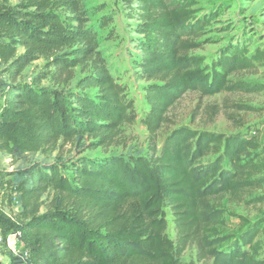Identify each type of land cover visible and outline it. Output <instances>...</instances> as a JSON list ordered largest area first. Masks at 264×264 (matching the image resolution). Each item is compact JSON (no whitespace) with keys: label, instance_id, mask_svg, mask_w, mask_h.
Instances as JSON below:
<instances>
[{"label":"trees","instance_id":"trees-1","mask_svg":"<svg viewBox=\"0 0 264 264\" xmlns=\"http://www.w3.org/2000/svg\"><path fill=\"white\" fill-rule=\"evenodd\" d=\"M123 2L138 36L136 78L149 83V110L140 122L149 136V155L82 157L68 170L59 163H34L0 173V197L10 204L15 197L20 210L12 217L0 208V236L4 241L15 236L8 264H182L190 245L197 262L264 264L256 241L263 221L244 220L237 237L223 235L219 206L223 197L239 201L263 185L259 132L178 128L159 152L155 142L168 110L187 92L204 98L261 91L228 77L264 66V49L250 54L247 45H229L208 68L191 54L207 43L198 41L209 23L196 17L199 0ZM90 12L84 0H0V152L20 159L60 140L105 148L122 126L136 122L133 100L99 49ZM113 17H101L98 27L113 23ZM40 58L53 72L34 78L32 86L18 84L22 71ZM77 68L81 77L71 90L38 87L46 78L68 84ZM44 196H50L47 205ZM261 201L254 198L251 206ZM167 210L174 242L166 235Z\"/></svg>","mask_w":264,"mask_h":264},{"label":"rangeland","instance_id":"rangeland-1","mask_svg":"<svg viewBox=\"0 0 264 264\" xmlns=\"http://www.w3.org/2000/svg\"><path fill=\"white\" fill-rule=\"evenodd\" d=\"M84 1L85 7L91 10L89 24L96 25L99 49L106 59L111 74L126 87L129 98L133 100L137 120L134 124L122 126L115 143L105 148L88 150L85 149L87 144L85 141L64 142L60 140L51 148L40 153L25 155L20 159L0 152V173L11 172L16 168H24L34 163L42 165L59 163L68 170L73 161L82 157L103 160L116 156L145 157L149 155V136L140 123L149 110L145 101V88L149 83L137 80L135 74L134 60L135 57L139 58L136 44L133 42L138 39L133 31L135 20L128 17L129 10L123 0ZM196 8L197 18L204 16L205 19L209 18L204 34L198 39L199 42L207 43L191 53L203 58L204 66L209 68L223 49L229 45H247L250 54L256 48L264 49V0H199ZM108 14L114 16L113 23L99 28L98 21ZM47 72H53V69H48L47 61L40 58L22 71L17 83L32 86L34 78L45 75ZM74 73V79L68 84H56L50 78H46L41 80L38 87L49 90H71L75 81L81 77L79 68L75 69ZM228 79L233 83H246L254 88L263 89L259 92L221 93L204 98H200L193 92L185 93L168 110L166 121L155 136L156 150L159 152L167 135L178 128L223 135L259 132L256 133L259 140V151H261L258 163L264 179V66H256L236 75H230ZM237 107L243 110H237ZM5 197H0V208L9 216H16L20 210L12 204L13 200L10 204ZM259 197L262 198V201L258 202L259 205L251 206L252 200ZM42 200L47 205L50 196L49 199L44 196ZM219 202L224 216V226L221 228L223 235L237 237L244 230L245 221L253 223L262 220L264 223V183L259 189L242 194L239 201L226 196ZM44 211L45 209L42 208L40 213ZM166 213V235L174 242L176 233L173 217L169 210ZM256 241L261 247L258 255L260 258L264 254V226ZM224 245L226 248L228 243ZM15 250V243L10 249L8 241H3L0 245V264H8ZM195 256L196 248L190 245L181 254L180 261L182 264L189 262L209 264V262H197Z\"/></svg>","mask_w":264,"mask_h":264},{"label":"water","instance_id":"water-1","mask_svg":"<svg viewBox=\"0 0 264 264\" xmlns=\"http://www.w3.org/2000/svg\"><path fill=\"white\" fill-rule=\"evenodd\" d=\"M8 241V247L12 249L14 247V242H15V236H9L7 238Z\"/></svg>","mask_w":264,"mask_h":264},{"label":"built area","instance_id":"built-area-1","mask_svg":"<svg viewBox=\"0 0 264 264\" xmlns=\"http://www.w3.org/2000/svg\"><path fill=\"white\" fill-rule=\"evenodd\" d=\"M12 200H13V203H12V204H13L14 206L18 207V209H19V204H18V202H17V199L14 197ZM3 241H4L3 238L0 236V245L3 243ZM14 243H15V242H14Z\"/></svg>","mask_w":264,"mask_h":264},{"label":"crops","instance_id":"crops-1","mask_svg":"<svg viewBox=\"0 0 264 264\" xmlns=\"http://www.w3.org/2000/svg\"><path fill=\"white\" fill-rule=\"evenodd\" d=\"M262 229H263V227H262ZM260 235V234H259Z\"/></svg>","mask_w":264,"mask_h":264}]
</instances>
